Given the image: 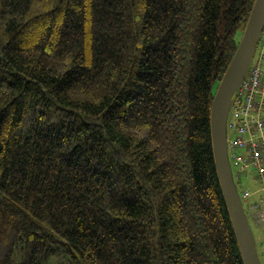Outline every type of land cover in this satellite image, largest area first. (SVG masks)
I'll return each mask as SVG.
<instances>
[{
	"label": "trees",
	"instance_id": "trees-1",
	"mask_svg": "<svg viewBox=\"0 0 264 264\" xmlns=\"http://www.w3.org/2000/svg\"><path fill=\"white\" fill-rule=\"evenodd\" d=\"M254 3L0 0V264H244L211 107Z\"/></svg>",
	"mask_w": 264,
	"mask_h": 264
},
{
	"label": "water",
	"instance_id": "water-1",
	"mask_svg": "<svg viewBox=\"0 0 264 264\" xmlns=\"http://www.w3.org/2000/svg\"><path fill=\"white\" fill-rule=\"evenodd\" d=\"M264 32V0H255L237 51L215 93L211 130L215 163L244 264H263L228 149L229 118L234 98L253 62Z\"/></svg>",
	"mask_w": 264,
	"mask_h": 264
},
{
	"label": "built area",
	"instance_id": "built-area-1",
	"mask_svg": "<svg viewBox=\"0 0 264 264\" xmlns=\"http://www.w3.org/2000/svg\"><path fill=\"white\" fill-rule=\"evenodd\" d=\"M259 55L256 57L255 54L234 98L228 131V149L236 177L240 180L241 174L252 171L260 181L261 202L253 205V209L264 204V116L261 115L264 108V50ZM251 196L249 189L244 191L245 200Z\"/></svg>",
	"mask_w": 264,
	"mask_h": 264
},
{
	"label": "rangeland",
	"instance_id": "rangeland-1",
	"mask_svg": "<svg viewBox=\"0 0 264 264\" xmlns=\"http://www.w3.org/2000/svg\"><path fill=\"white\" fill-rule=\"evenodd\" d=\"M242 30H240L237 33V39L241 41L242 36H243ZM262 38L264 39V32H263V36ZM259 183L260 181L255 178L253 176L252 171H250L246 177L243 178V180L240 182L241 186V190H245V189H249L250 192H252V196L250 197V200L253 199V201H260V195H261V191L258 190L259 189ZM248 201H245V204L247 206V210H248V216H249V220L253 226L254 229V233L256 236V240H257V246H258V250H259V254L260 257L262 259V261L264 262V213L262 214V212L264 210H262V206L264 207V204L261 207L255 208L252 210H249L248 206L249 203H247ZM264 202V201H263Z\"/></svg>",
	"mask_w": 264,
	"mask_h": 264
}]
</instances>
